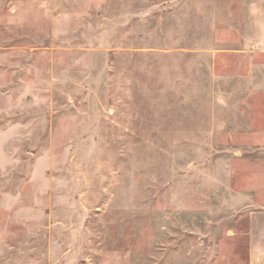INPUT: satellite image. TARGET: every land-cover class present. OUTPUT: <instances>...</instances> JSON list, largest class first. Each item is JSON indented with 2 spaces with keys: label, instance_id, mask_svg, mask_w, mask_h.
<instances>
[{
  "label": "rangeland",
  "instance_id": "obj_1",
  "mask_svg": "<svg viewBox=\"0 0 264 264\" xmlns=\"http://www.w3.org/2000/svg\"><path fill=\"white\" fill-rule=\"evenodd\" d=\"M0 264H264V0H0Z\"/></svg>",
  "mask_w": 264,
  "mask_h": 264
}]
</instances>
